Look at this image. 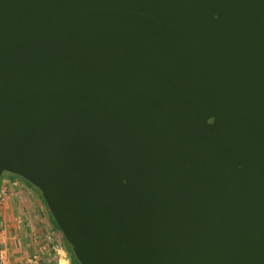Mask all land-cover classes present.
<instances>
[{
    "label": "water",
    "instance_id": "water-1",
    "mask_svg": "<svg viewBox=\"0 0 264 264\" xmlns=\"http://www.w3.org/2000/svg\"><path fill=\"white\" fill-rule=\"evenodd\" d=\"M78 264H264V0H0V176Z\"/></svg>",
    "mask_w": 264,
    "mask_h": 264
},
{
    "label": "rangeland",
    "instance_id": "rangeland-1",
    "mask_svg": "<svg viewBox=\"0 0 264 264\" xmlns=\"http://www.w3.org/2000/svg\"><path fill=\"white\" fill-rule=\"evenodd\" d=\"M30 187L25 180L12 173H1L0 264L8 263L7 256H27L25 264H72L65 240L60 230L52 227L48 209L38 191H35L34 199L29 198L24 191H20L21 196H18L17 190ZM18 205H21L26 218H30L34 226L32 230H26L25 237L22 236L19 240L15 237L18 242L14 241V245L9 247L6 236L10 234L4 230L5 224L8 223L6 216L12 208L19 207ZM5 243L7 248H4Z\"/></svg>",
    "mask_w": 264,
    "mask_h": 264
},
{
    "label": "crops",
    "instance_id": "crops-1",
    "mask_svg": "<svg viewBox=\"0 0 264 264\" xmlns=\"http://www.w3.org/2000/svg\"><path fill=\"white\" fill-rule=\"evenodd\" d=\"M18 196H21L20 191H24L26 195H28L29 198L34 199L35 189L31 186L29 189L23 190L19 189L17 190ZM21 202V201H20ZM21 204V203H20ZM19 207H15V209H11L8 216H6V219L8 220V223L5 224L4 230L8 231L10 235L6 236L8 238L7 242L9 244V247L13 246V242L16 241V238L18 240L24 236L26 230H32L33 229V222L30 218H26L24 211H22L23 208H21V205H18ZM28 220V221H27ZM52 227L56 228L55 225L51 222ZM17 231V232H16ZM11 237V238H9ZM16 237V238H15ZM15 239V240H13ZM7 244L5 243L4 248H7ZM27 257V256H26ZM24 256H7V264H25V258ZM24 258V259H23Z\"/></svg>",
    "mask_w": 264,
    "mask_h": 264
},
{
    "label": "trees",
    "instance_id": "trees-1",
    "mask_svg": "<svg viewBox=\"0 0 264 264\" xmlns=\"http://www.w3.org/2000/svg\"><path fill=\"white\" fill-rule=\"evenodd\" d=\"M1 177V176H0ZM28 183V182H27ZM29 184V183H28ZM30 185V184H29ZM31 186V185H30ZM33 187V186H32ZM36 191H37V189L35 188V187H33ZM49 214V213H48ZM49 217H50V220H51V222L53 223V225H55V223L53 222V220H52V218H51V216H50V214H49ZM56 226V225H55ZM57 227V226H56ZM64 243H65V246H66V250L69 252V254H70V260H71V262H72V264H78L77 263V261H76V259H75V257L73 256V254L71 253V250H70V248H69V245L64 241Z\"/></svg>",
    "mask_w": 264,
    "mask_h": 264
},
{
    "label": "flooded vegetation",
    "instance_id": "flooded-vegetation-1",
    "mask_svg": "<svg viewBox=\"0 0 264 264\" xmlns=\"http://www.w3.org/2000/svg\"><path fill=\"white\" fill-rule=\"evenodd\" d=\"M3 172H5V171H3ZM7 173H10V172H7Z\"/></svg>",
    "mask_w": 264,
    "mask_h": 264
},
{
    "label": "bare ground",
    "instance_id": "bare-ground-1",
    "mask_svg": "<svg viewBox=\"0 0 264 264\" xmlns=\"http://www.w3.org/2000/svg\"><path fill=\"white\" fill-rule=\"evenodd\" d=\"M63 264V263H62Z\"/></svg>",
    "mask_w": 264,
    "mask_h": 264
}]
</instances>
